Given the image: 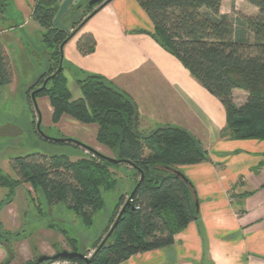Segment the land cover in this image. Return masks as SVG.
<instances>
[{
    "label": "trees",
    "instance_id": "obj_1",
    "mask_svg": "<svg viewBox=\"0 0 264 264\" xmlns=\"http://www.w3.org/2000/svg\"><path fill=\"white\" fill-rule=\"evenodd\" d=\"M9 1L0 0V12ZM136 1L154 26L148 34L224 107L226 126L220 138L264 142V0H245L257 9V14L232 19L221 15L224 0ZM103 3L88 6L89 14L78 19L71 14L73 4L61 18L70 31L67 32L53 24L60 0H36L33 18L44 30L42 42L51 50L52 65L27 95L38 91L50 78L35 98L49 100L52 123L59 124L68 117L84 126H97L98 145L120 162L110 163L95 156L76 161L64 155L19 156L10 161L16 178L0 169V188L8 190L9 203L18 187L29 185L50 205H64L89 227L95 214L104 208L103 192L116 186L111 167L123 165L134 172L135 187L142 171L145 178L139 190L116 231L92 262L122 264L133 256L172 247L177 234L200 221L192 183L175 172L183 166L209 162L210 158L202 144L181 128L165 127L149 135L141 134L140 115L134 102L102 76L89 74L78 80L82 97L73 99L64 73L62 47L80 34ZM77 48L80 54L88 56L95 51L96 40L93 35L84 34L78 39ZM53 75L56 76L51 78ZM14 78L10 57L0 40V96L4 87L14 83ZM235 91L247 94L241 105L235 102ZM128 200L124 196L119 198L111 228ZM77 242L75 239L70 244L71 252H79ZM70 262L84 264L80 260Z\"/></svg>",
    "mask_w": 264,
    "mask_h": 264
},
{
    "label": "crops",
    "instance_id": "obj_2",
    "mask_svg": "<svg viewBox=\"0 0 264 264\" xmlns=\"http://www.w3.org/2000/svg\"><path fill=\"white\" fill-rule=\"evenodd\" d=\"M35 1L12 0L10 10L21 19L20 28L32 24ZM153 30L136 0H112L63 49L68 88L74 82L78 89L72 95L75 100L82 97L78 80L89 74L102 76L134 102L140 115V133L181 128L202 144L210 158L209 162L179 168L195 189L200 221L177 234L172 247L133 256L122 264H264V142L220 138L226 126L224 107L156 43L148 34ZM84 34L96 40L95 51L88 56L77 48ZM2 36L0 33L15 75L14 83L4 87L0 96V168L1 164L9 168L14 157L23 155L16 154L17 140L31 135L27 92L40 75L34 65L32 70L27 67L26 77H20L17 57L21 54L10 47L12 39ZM25 53V60L32 62L29 52ZM45 69L42 63V74ZM36 103L39 109L41 102ZM16 105L21 109L16 111ZM86 129L97 135V126ZM93 140L94 146L82 143L99 153L110 152L98 145L96 136ZM25 186H21L24 195ZM7 193L0 188V199ZM21 194L15 195L14 201Z\"/></svg>",
    "mask_w": 264,
    "mask_h": 264
},
{
    "label": "rangeland",
    "instance_id": "obj_3",
    "mask_svg": "<svg viewBox=\"0 0 264 264\" xmlns=\"http://www.w3.org/2000/svg\"><path fill=\"white\" fill-rule=\"evenodd\" d=\"M89 2L90 0H76L71 8V14L75 16V19L86 17L89 14L87 11ZM11 5L12 0H10L6 8L0 12V33L4 38L12 39L10 47H12V50H16L21 54V56L17 57V67L20 77L22 79L26 77L27 67L32 70L35 65L40 78L44 73L49 71L52 65L51 50L42 42V33L44 30L33 18L34 5L31 11L32 24L23 25L22 28H20L21 19L18 17L17 13H13L10 10ZM256 14L257 9L245 0H225L221 10V15L228 19L238 16H254ZM11 16H13V18H11ZM19 37L23 39V44L19 41ZM26 51L29 52L32 62L30 60H25L26 58H24V56H26ZM42 63L46 66L43 74ZM69 90L73 96L76 95V91H78V89H76V83L70 82ZM34 92L27 95L28 105H30L31 135L28 139L21 138L20 141L17 140V143H20V145H18L19 148L16 147L18 148L16 154H23L21 156L30 154H43L47 156L64 155L69 157L71 161L94 156L84 148L76 146L75 144L53 143L44 140L40 136L37 128L40 122V116L36 106L31 102V97ZM245 94L246 93L243 91L236 92L234 96L235 102L237 104L243 103L247 95ZM36 101L41 102L39 105L41 113L40 131L45 137L54 140L68 139L86 142V144L94 146L95 140L93 139H95L96 136L93 132L94 130L91 132L90 129H86V126L68 117L65 118L78 124H71L68 120L64 121L63 119L59 124H53V110L49 100L47 98H40ZM4 103L6 104V102ZM13 104H17L15 100ZM20 109V106L16 105L15 110L17 111ZM23 121L26 122L24 116ZM101 154L115 159V155L111 152L102 151ZM0 169L6 175L16 178L11 167L8 168L1 164ZM111 170L115 173L116 186L112 190L103 192L104 208L95 214L93 224L89 227L85 226L81 219L74 212L66 209L64 205H50L40 192L34 191L29 185L24 188L27 189V195H24L20 186L14 191V197L11 202H6L8 193L5 198H1L0 253L2 255V260H0V264H32L41 256H54L63 251L71 252L70 244L75 239L78 240L76 248L79 253H86V256L89 258L92 257L96 248L107 236L111 226L116 220L117 216H115L114 213L119 198L124 196L127 200L136 185L134 172L132 173V171H129L126 166H113ZM6 191L8 192V190ZM18 193L22 194L14 201L15 195H18ZM110 243L111 240L109 241V244ZM61 261L64 260L44 264H58L59 262L62 263Z\"/></svg>",
    "mask_w": 264,
    "mask_h": 264
},
{
    "label": "water",
    "instance_id": "obj_4",
    "mask_svg": "<svg viewBox=\"0 0 264 264\" xmlns=\"http://www.w3.org/2000/svg\"><path fill=\"white\" fill-rule=\"evenodd\" d=\"M103 6L108 4L110 1L112 0H91L89 2V6H94V5H97L98 3L100 2H103ZM75 0H64L60 7H59V10H58V13L53 21V24L57 27H61L62 29H64L65 31L67 32H70L66 27L63 26L62 22H61V18L63 16H65L66 14H68L71 6L74 4ZM102 6V7H103ZM63 49H64V45L62 47V52H63ZM62 60H63V56H62ZM62 70V66L60 67V69L58 70L57 73H59L60 71ZM56 75H53L51 78H54ZM50 80V78H48L43 87L41 89H39L38 91H35L33 94H32V101L34 103V105L36 106V109H37V112L40 116V112H39V109H38V106H37V103H36V98H35V94L37 92H39L40 90H43L48 81ZM40 125H41V116H40V122L38 124V132L40 134V136L46 140V141H50V142H53V143H60V144H65V143H72V144H75L76 146H79V147H82L84 148L86 151L90 152L91 154H93L95 157H98V158H101L105 161H108L110 163H119L120 161L116 160V159H112V158H109L105 155H102L101 153L97 152L95 149H93L92 147L88 146V145H85L84 143L82 142H79V141H73V140H68V139H59V140H54V139H50V138H47L45 137L42 132L40 131ZM141 178H140V181L139 183L137 184V186L135 187V189L133 190V192L131 193L130 197H129V200L127 202V205L126 207H124V209L122 210V212L120 213L116 223L114 224V226L111 228L110 232L108 233V235L105 237V239L103 240V242L101 243L100 247L95 251V253L92 255V257H88L86 256L85 254L83 253H79V252H70V251H63V252H60L54 256H41L36 264H44V263H48V262H57V261H60V260H80L82 261L84 264H92L93 262V259L94 257L101 251V249L105 246V244L108 242V240L110 239V237L114 234V232L116 231V228L118 226V223L124 213V211L126 210L127 206H129L131 204V201L133 199V197L135 196L136 192L139 190L140 186H141V183L143 182L145 176L143 174V172L141 171ZM175 174L179 177H182V178H186L180 171H176ZM196 210H197V213H199V202L196 201Z\"/></svg>",
    "mask_w": 264,
    "mask_h": 264
},
{
    "label": "flooded vegetation",
    "instance_id": "obj_5",
    "mask_svg": "<svg viewBox=\"0 0 264 264\" xmlns=\"http://www.w3.org/2000/svg\"><path fill=\"white\" fill-rule=\"evenodd\" d=\"M40 258V257H39ZM37 258L32 264H36L37 260L39 259ZM52 263V262H51ZM62 264H73L72 262H70V260H64L62 261ZM77 264V263H76Z\"/></svg>",
    "mask_w": 264,
    "mask_h": 264
},
{
    "label": "built area",
    "instance_id": "obj_6",
    "mask_svg": "<svg viewBox=\"0 0 264 264\" xmlns=\"http://www.w3.org/2000/svg\"><path fill=\"white\" fill-rule=\"evenodd\" d=\"M58 264H62V263L59 262Z\"/></svg>",
    "mask_w": 264,
    "mask_h": 264
}]
</instances>
